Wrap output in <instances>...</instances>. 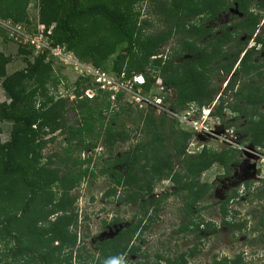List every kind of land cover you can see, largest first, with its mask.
I'll list each match as a JSON object with an SVG mask.
<instances>
[{
    "label": "trees",
    "instance_id": "obj_1",
    "mask_svg": "<svg viewBox=\"0 0 264 264\" xmlns=\"http://www.w3.org/2000/svg\"><path fill=\"white\" fill-rule=\"evenodd\" d=\"M144 1H149V7L153 5L159 25L154 32L147 29L153 26L151 19L148 18L150 22L148 19L140 21L138 5ZM38 2L39 21L47 30L51 29V46L90 61L95 68L106 69L119 80L143 74L145 84L134 85L136 90L142 89L143 95L150 93L157 77H161L163 84L175 91L173 98L165 91L163 100L168 103V110L176 114L210 105L221 88L220 83L214 85L216 79L234 71L235 76L212 115L223 121L228 108L238 116H247L245 127L229 122L225 126L236 125L237 133H248L243 144L264 149V62L257 60L264 52V0ZM235 2L242 16L238 22L221 26L219 34L206 26L207 21L235 7ZM29 4L30 0H0V20L32 24ZM2 30L0 26V36ZM254 36L253 46L247 48ZM171 40L175 45L166 60L152 58ZM19 49L26 56V67L12 74L7 72L11 58L0 51V85L9 98L0 101V264H104L109 258L123 255L128 245L121 243L123 234L134 236L143 219L105 241L101 257L94 262L91 261L94 256L85 247L74 251L78 233L71 232V228L77 226L78 214L73 191L85 178H96L99 172H104L103 165L101 171L87 166L93 162L92 155L87 159L83 157V153L96 149L100 141L114 156L110 173L115 176V182L125 188L117 199L119 203L138 204L144 216L152 205L157 214L173 192H164L158 200L153 192L158 183L168 180L177 186L174 192L187 200L183 208L189 222L182 225L181 231L218 232L211 221L190 219L191 211H199L197 204L211 190L209 183L201 182L202 174L214 164L230 174V166L238 161L237 149L229 147L217 152L204 147L199 153L188 155L186 150L192 133L181 129L178 119L168 116L166 111L156 114L155 108H149L141 110L139 122L132 119L137 125L135 132L139 131L146 139H140L130 152L115 156L113 151L119 142L134 138L133 132L124 128V122L119 129L111 124L120 116L123 120L135 112L136 108L121 104L122 91L117 92L114 99L120 110H114L105 127V112L112 104L110 92L97 88L93 98L84 97L81 86L90 81L80 75L73 85L75 98L67 108V97L51 91V87L57 88L63 80L62 68L55 65L49 51L29 59L32 51L24 46ZM111 57L114 58L109 62ZM230 91L232 103L224 100V95ZM68 110L75 115V123L68 122ZM167 120L171 121L169 127ZM4 123L11 124L7 140L1 137ZM57 131L65 137V147L44 155L43 150L55 140ZM119 165H123L121 170L117 168ZM245 186L249 190V183ZM231 192L220 204L221 224L229 231H241L247 221L229 219V204L238 196L236 190ZM53 216L56 217L51 220ZM147 217L149 220L159 218L152 214ZM120 221V218L114 219L115 223ZM261 224L264 226V220ZM195 253L196 247H192L174 258L158 255V259L166 264H185L186 258ZM219 264H245L244 256L242 253L232 258L225 256Z\"/></svg>",
    "mask_w": 264,
    "mask_h": 264
},
{
    "label": "rangeland",
    "instance_id": "obj_2",
    "mask_svg": "<svg viewBox=\"0 0 264 264\" xmlns=\"http://www.w3.org/2000/svg\"><path fill=\"white\" fill-rule=\"evenodd\" d=\"M149 1H144L141 5H138V8L141 11L140 21L143 19H151L153 26H149L147 28L149 31L154 32L159 25L156 21V16L154 14L153 5L149 7ZM149 8V10H148ZM39 14V2L38 0H30V4L28 7V16L32 22L30 25H25L23 23L22 27L25 30V37L21 34L14 33L15 31H11V26H3V30L1 31L0 36V51H2L7 57L11 58V61L7 65L8 74H12L20 69L26 67V63L24 61L25 55L20 52L19 46H24L26 50H31L32 53L28 56L29 59H33L34 55L38 54V49H36V45L33 44V41H30L28 35L35 33L37 31L38 26V16ZM238 17V18H237ZM242 16L239 15L237 9L232 7L230 11H226L214 18L213 20L207 21L205 24L207 27H211L215 29L216 33H220V27L230 22L237 21ZM148 19V21H149ZM150 22V21H149ZM14 26V25H13ZM260 29V27H259ZM23 31V30H21ZM254 38H251L247 43V48L253 46ZM245 39V37H243ZM31 42V43H29ZM27 43V44H26ZM172 45H175V41L171 40L168 43L162 45L159 50H168ZM171 48V49H172ZM35 51L33 52V50ZM55 60V65L62 68L61 78L63 82H61L57 88L51 87V91L57 96H65L67 97V108H69L72 104L71 102L75 98V92L73 91V85L77 78L82 75L88 77L89 83L81 86V90L84 88L85 93L83 92L84 97H91L96 93L98 86L103 84L102 86H106L105 90L111 91L113 93V89H119L123 93V97L121 99V104L125 107H134L136 109L132 115H127L122 120V116L119 117L118 121L111 122V124L117 129L120 128V123L124 122L126 130H131L133 132L132 136L134 138L129 141L119 142L115 146V150L113 151L115 156H120L122 153L132 150V146L135 145L140 139L145 140L146 136H143L139 131L135 132L137 129V125L132 122V119H136L139 122L141 110L155 108L156 114H161V111L168 112V103L165 102L164 95L166 94L165 89H161L160 87H152L151 92L146 95L147 98L142 97L136 92L135 87H133L132 82H125V80H119L115 77L113 73H110L106 69H97L95 68L90 61L80 59L74 56L72 53H66L64 50L62 52L58 51L55 53V56L52 55ZM114 57L109 59V62L113 60ZM257 60L261 63L264 62V53H260L257 57ZM179 61V60H178ZM235 76V73H234ZM64 77L66 80H64ZM217 78L214 82V85L220 83L221 88L218 92V95L215 97V102L219 101L218 98L222 89L224 88L223 84L227 79ZM66 83L68 84L66 86ZM111 83H117L124 88H121L119 85L116 87ZM253 83V82H251ZM156 85V84H155ZM223 86V87H222ZM94 87V88H93ZM103 90V91H105ZM116 91V90H115ZM110 92V100L112 101L111 109L107 114V119H105V127L108 122H110V117L115 112L118 111L119 108H116L118 104L114 101V94ZM154 93L157 94L156 97ZM234 93V91L232 92ZM175 91L169 93L170 98H173ZM233 95V94H232ZM87 96V97H88ZM230 96V100H231ZM226 100H228L225 97ZM9 100L8 95L3 90L0 85V101ZM157 101H162V104H157ZM230 100L228 102H230ZM232 103V102H231ZM216 108V107H215ZM126 111V110H124ZM171 111V110H170ZM125 113V112H123ZM171 113V112H169ZM204 114V116H203ZM126 115V114H124ZM207 117V113L201 114L192 113L186 117H179V126L181 129L190 131L192 133V137L190 139L188 149V155H194L199 153L204 147H209L211 149L216 150L217 152H221L226 146L233 145L235 147L238 146L241 142H243L247 137L248 133H243L241 135L235 134L236 139L235 143H231L230 133L227 134L226 123H234L238 124L239 127H245L248 121L247 116L236 117L235 113H232L228 108L224 111L222 119L218 116L216 117H208V120L204 127L207 129L200 130V126L202 125L203 118ZM67 120L69 123H75L76 117L75 115L68 110L67 112ZM238 121V123H237ZM142 123V121H141ZM197 124L195 128H191L189 124ZM246 123V124H245ZM168 127L171 124L170 120H167ZM245 124V125H244ZM193 125V124H192ZM4 132L1 135L3 140H7L9 138V133L11 129V124L4 123ZM104 127V128H105ZM236 125L233 127L234 130ZM231 130V129H230ZM137 133L136 137L134 136ZM223 133L222 135H219ZM56 142L51 143L50 148L45 153H51L53 150L57 148L64 147L61 143L64 141V136L61 134H57ZM89 138H92L91 136ZM239 141V143H238ZM99 147H103V143L101 141L98 143ZM253 147V148H251ZM107 150L104 148L100 153L103 154L104 157H107ZM129 151V152H130ZM89 153L85 152L83 155L86 157ZM100 154H96V158L100 157ZM46 155V154H44ZM241 156L243 159H241ZM103 157V156H102ZM94 162L92 166H97L100 168L101 159ZM110 158V157H109ZM108 158V159H109ZM113 158V157H111ZM238 162L234 163L230 166V174H226L225 169L218 164H214L209 170L205 171L201 176L202 183H209L211 185V190L209 193L197 204L199 207L198 212L191 211L190 219L195 218V221H199L202 218L205 222H213L216 225L217 233H207L203 235L202 232H182L181 234H176L174 231L176 229H180L182 225L188 224L189 220H185L183 215L180 213V209L183 208L185 198L179 197L178 195H174L168 198L167 202L160 206L159 211L152 214V217L158 215L159 218H154L149 220L147 216L152 213L153 206H148L147 214L144 216V211H141L139 205L135 204H123L119 203L116 199L120 194L124 193V188L116 189L115 194L108 195V197L102 198V193L105 192V196L107 193L108 180L110 184V179L102 175L96 179L92 184L90 182V177L82 180L80 185L75 189V192L79 195L78 199V209L79 216L77 226L73 225L71 228V232H77L78 241L74 247L75 249L79 247H85V250L93 255V252H96L95 249L97 247V241H101V239L109 238L113 236L117 229L121 226L120 224H116L117 226H111L113 224V220L115 217L121 219V224L127 226L128 224L136 223L137 220L143 219L144 223L142 226L145 227L143 233L140 235L143 238H146L147 243H144V246L147 248V252L144 255H148V260L152 262H157V255H163L168 257L177 256L179 253L187 249L188 247H196V253L193 257L188 259L187 264H219V260L223 257L232 258L236 255V253H242L244 256L245 264H264V242L262 238L264 237V226L261 224V220H264V149L252 146L251 144H243L241 152L238 151ZM95 160V158H94ZM100 161V163H98ZM181 161V160H180ZM98 163V164H97ZM118 169H122L123 165L117 166ZM249 183V190L246 188L245 184ZM113 183L111 182L110 185ZM109 185V186H110ZM112 187V186H111ZM172 191L173 187L167 180L161 181L156 185V188L153 194H156L158 197L166 191ZM237 191V198H235L229 204L230 210V220H234L236 222L247 221L246 227L243 230H235L229 231L225 227L222 226V217L220 213V204L223 199L226 198L227 195H230L233 191ZM92 195H95L92 198ZM149 197L151 196L148 195ZM147 198V196L145 197ZM93 209L100 211H93ZM154 210V209H153ZM158 210V209H157ZM232 213V214H231ZM61 214V213H59ZM56 216H53L51 220H54ZM142 217V218H141ZM112 223V224H111ZM146 225V226H144ZM192 226V225H191ZM190 226V227H191ZM204 227V226H201ZM193 228V226L191 227ZM203 229V228H202ZM107 230L106 233L102 231ZM112 232L110 233V231ZM102 232V233H101ZM94 236V237H93ZM198 236H201L199 238ZM204 236V237H202ZM157 243H163V246H159V249L153 250L150 246ZM96 242V245H95ZM164 247V248H163ZM1 254V252H0ZM94 256H97L96 254ZM96 259L92 258V262ZM158 264H163L162 262Z\"/></svg>",
    "mask_w": 264,
    "mask_h": 264
},
{
    "label": "clouds",
    "instance_id": "obj_3",
    "mask_svg": "<svg viewBox=\"0 0 264 264\" xmlns=\"http://www.w3.org/2000/svg\"><path fill=\"white\" fill-rule=\"evenodd\" d=\"M11 26V27H17V26H19V27H21V30H23L24 32H25V30L23 29V27H22V24H13L11 21H5V20H0V26L1 27H3V26ZM14 25V26H13ZM41 25H43V24H41L40 23V21H39V18H38V23H37V26H38V28H39V26H41ZM44 26V25H43ZM45 27V26H44ZM11 30V29H10ZM49 30H51V29H49ZM49 30H47L46 28H45V32H47V31H49ZM12 31V30H11ZM37 31H38V29H37ZM37 31H34L35 33L37 32ZM16 33V32H15ZM32 34H34V33H32ZM31 34V35H32ZM51 34V33H50ZM50 36V35H49ZM23 37V36H22ZM25 37V36H24ZM30 43V42H29ZM27 44V43H26ZM33 45V44H32ZM172 45H171V47L166 51V50H161L160 52H159V55H157V56H153L152 58H162V59H164V60H166L167 58H168V56H169V54H171V52H172ZM35 51V49L33 50V52ZM49 51V50H48ZM40 53H42V52H38V54H40ZM49 53H50V51H49ZM38 54H36V55H38ZM51 55V54H50ZM243 55V52L240 54V57ZM54 56V55H53ZM227 75H228V81L226 82V80L225 79H227ZM226 75V77H225V82L224 83H222L223 84V86H224V84H225V86H224V88L222 89V91H221V93H220V96H219V98L222 96V94H223V92H224V90H225V88L227 87V85H228V83L230 82V80L232 79V77L234 76V71H232V72H229L228 74ZM139 79V80H138ZM128 81H130V82H132V84H133V87H134V85L135 84H138V85H144L145 84V76L143 75V74H134L133 76H132V78L131 79H129V80H125V82H128ZM156 84V85H155ZM102 85L103 84H101L100 86H98L100 89H102V91L103 90H105V88H103L102 87ZM222 86V87H223ZM153 87H160L161 89H165V91H169V93L170 92H172V90L173 89H171L170 87H166L164 84H163V80H162V78L161 77H157V79H156V81L154 82V85H153ZM85 88H87V90L85 91V89L83 88L82 89V91L83 92H87L88 91V87H85ZM236 89V88H235ZM108 90V88L104 91V92H109V91H107ZM136 90V89H135ZM120 91V90H119ZM119 91H115L114 89H113V93L112 94H114L115 96H116V93L117 92H119ZM138 91V94L139 95H141L142 97H144V98H147L146 97V95L147 94H149V93H147V94H145V95H143L142 94V89L141 88H138L137 90H136V92ZM234 93H235V90H234ZM87 94V93H86ZM86 94H83V95H86ZM94 95H95V93H93ZM94 95H92L91 97H89L88 95V97L89 98H93L94 97ZM115 96H113L114 97V99H115ZM157 96V94L154 96V97H156ZM230 96H232V94H231V91L230 92H228L226 95H224V100H226L225 99V97L228 99L227 100V102L230 100L229 98H230ZM219 98H218V100H219ZM232 98L233 97H231V100H230V102H232ZM229 102V103H230ZM156 103L157 104H162V101H157L156 100ZM219 104V101L217 102V105ZM216 105V102H215V99H214V101L210 104V105H206V106H202L201 108L200 107H195L193 110H187V111H184L183 112V114H176V113H174V112H172V111H168L167 113V115L168 116H171V117H173V118H179L180 116L181 117H186V116H188V115H190V112L192 111V113H199V111L201 112V114H202V112L203 113H207V117H202L203 119V122H202V124L203 125H205L206 124V122H207V120H208V117L209 116H211V117H215V116H213L212 115V113H213V110L215 109V107L217 106ZM162 113H163V111H161ZM165 112V111H164ZM169 112H171V113H169ZM203 116H204V114H203ZM199 124V123H198ZM189 125H191V128H195V127H193V125L190 123ZM226 129H227V134L228 133H230V131H232L231 133L232 134H234V138H233V135L230 137L231 138V143H235L234 142V140L237 138L236 137V131H235V129L234 130H232V127H226ZM231 129V130H230ZM61 134L59 131H57L56 133H54V136H55V140L53 141V142H49V144H48V146L43 150V154H46V155H50V154H53V153H55V152H57V151H62V149L65 147V138H64V141L61 143V145H63L64 147H62V148H57V149H55V150H53V152H51V153H45L46 151H48V149L50 148V145H51V143H54V142H56V139H57V134ZM223 133H220L219 135H222ZM49 138L50 137H48L47 139L49 140ZM242 145H243V143H240V144H238V146L237 147H235V146H233V145H230V146H226V148H229V147H233V148H235V149H237L239 152H241V149H242ZM104 148H106L105 146H103L102 148L101 147H99V146H97V148L96 149H94V150H90V151H88L87 153H89L85 158L87 159L88 158V156H93V161L94 162H96V161H98L99 160V158H101L102 156V158L103 159H101L100 161H101V166H100V168H98L97 166H95V167H93L92 165L93 164H95V163H93V162H91L90 164H87V166L89 165L90 166V168L92 169V170H94V169H96V171H101V168H102V165H103V170H104V172H99V175H104V174H106L105 176H107L109 179H110V183H111V181H112V185H110V188H109V190L107 191V193H106V195H112V194H110V193H112V191H114V190H116V189H118V188H120V189H122L123 187L121 186V185H118L116 182H115V176L113 175V174H111L110 173V169H109V166H110V164L111 163H113V161H114V156H111L109 153H107V155H109V156H107V157H104V155L103 154H100V153H102L101 151L104 149ZM107 149V148H106ZM105 151H107L108 152V149L107 150H105ZM186 153H190L189 152V149L187 148V150H186ZM84 154V153H83ZM96 154H100V157L99 158H96ZM83 157H84V155H83ZM110 157V158H109ZM111 157H113V158H111ZM94 158H95V160H94ZM109 158V159H108ZM241 159H243L242 158V156H241ZM100 161L98 162V163H100ZM97 163V164H98ZM91 177V176H90ZM109 181V180H108ZM167 182L169 183V181L167 180ZM170 185H172L171 183H170ZM112 186V187H111ZM75 189H77V188H75ZM75 189H74V191H73V193H74V195L76 196V198H77V200H76V203H75V206H76V209H75V211H76V213L77 214H79V209H78V199H79V195L75 192ZM118 199V198H117ZM116 199V200H117ZM154 209V210H153ZM155 211H156V209H155V206L152 208V213L151 214H153V213H155ZM78 217H80L79 215H78ZM221 217H222V215H221ZM115 218H118V217H115ZM114 218V219H115ZM114 221V220H113ZM202 226H204V225H202ZM203 228V227H202ZM78 249V248H77ZM77 249H75V251H77ZM104 264H125V262H124V258H123V256H120V257H113V258H109V259H107L105 262H104Z\"/></svg>",
    "mask_w": 264,
    "mask_h": 264
},
{
    "label": "flooded vegetation",
    "instance_id": "obj_4",
    "mask_svg": "<svg viewBox=\"0 0 264 264\" xmlns=\"http://www.w3.org/2000/svg\"><path fill=\"white\" fill-rule=\"evenodd\" d=\"M234 1V0H233ZM235 9H236V2H235ZM238 11V10H237ZM239 15H240V13H239ZM262 53H264V52H262ZM262 78L264 79V74H263V76H262ZM262 79V80H263ZM238 87H239V82L237 83V85H236V89L235 90H237L238 89ZM235 116L236 117H239L238 115H237V113L235 112ZM244 115H240V117H243ZM237 123H238V121H237ZM236 134H238V135H240L239 133H237L236 132ZM238 143H239V141H238ZM242 143V142H241ZM244 144H250V143H244ZM252 145V144H251ZM253 146V145H252ZM251 148H253V147H251ZM238 162V161H237ZM236 162V163H237ZM104 175H106V174H104ZM100 176H102V175H98L96 178H94V177H90V182L92 183V184H95L94 182L96 181V179L97 178H99ZM87 178H89V177H87ZM112 182V181H111ZM108 183V186H107V190H109V188H110V184H109V181L107 182ZM172 187H173V190L172 191H169V192H173L169 197H171V196H174V195H178L177 193H175L174 192V190L177 188V186H175L174 184H172ZM118 189H120V188H118ZM125 189V188H124ZM123 189V190H124ZM125 191V190H124ZM168 191V190H167ZM105 192L106 191H104L103 193H102V198H104V197H108V195H106L105 196ZM115 192V190L114 191H112V194H115L114 193ZM154 196H155V198H156V200H158L160 197H158L156 194H153ZM152 195V196H153ZM152 196H150V198L152 197ZM162 196V195H161ZM179 196V195H178ZM95 197V195H92V198H94ZM119 197H121V194H120V196H118L117 198H119ZM180 197V196H179ZM123 204H125V203H123ZM125 205H127V204H125ZM154 207V206H153ZM198 209H199V207H198ZM101 210V209H100ZM100 210H96V209H93V211H100ZM181 211H180V213L183 215L182 217H184V219L186 220L187 219V212L185 211V209L184 208H182V209H180ZM194 212H197L195 209H194ZM142 218V217H141ZM140 220V219H139ZM139 220H137V221H139ZM137 223V222H136ZM112 224V223H111ZM116 224H120V228L119 229H117V232L113 235V236H111V237H109V238H104V239H101V241H97V247H96V249H95V251L96 252H93V255L92 256H94L95 254L97 255V256H94V258L96 257V259L95 260H98V258H100L101 257V255H102V249H103V246H104V243H105V241H107V240H111V239H113L115 236H117L118 234H119V232L120 231H123V230H127L128 228H129V226H132L133 224H135V223H132V224H128L127 226H124V225H122L121 224V222H114L113 221V224L111 225V226H117ZM138 224V223H137ZM144 226H146V225H144ZM144 228L145 227H143L142 226V223H141V225H139V228H138V230H137V232L135 233V235L134 236H132L131 238L130 237H127V234H123L124 236H123V239L121 240V243L123 244V245H125V244H128L127 245V248L125 249V252L123 253V258H124V262H125V264H158V263H160V262H162L163 264H166V262L165 261H163V260H161V259H158V255H157V258H156V261L157 262H152L151 260L149 261L148 260V255H144L145 253H142V252H147L148 250H147V248H146V246H144V243H147V240H146V238H143L142 236H140L142 233H143V231H144ZM204 228V227H203ZM103 233H106L107 232V230H104V231H102ZM101 232V233H102ZM112 232V230L110 231V233ZM176 234H181L182 232H184V231H181V228L180 229H176L175 231H174ZM204 232V233H203ZM188 233V232H187ZM202 233H203V235H206V232L205 231H202ZM94 237V236H93ZM199 238H201V236H198ZM202 237H204V236H202ZM154 242V241H153ZM155 244H153V245H151L150 244V246L153 248V250H157V249H159V246H163V243L161 242V243H157V242H154ZM95 245H96V242H95ZM159 245V246H158ZM164 248V247H163ZM191 247H188L187 249H185L184 251H182V252H187V251H189V249H190ZM181 252V253H182ZM180 254V253H179ZM178 254V255H179ZM239 253H236V255H238ZM177 255V256H178ZM163 258H168V256H163V255H161ZM175 257V256H174ZM174 257H172V258H174ZM190 257L191 256H188L187 258H186V261L188 262V259H190ZM221 260V259H220ZM219 260V261H220ZM218 261V262H219ZM185 264H187V263H185Z\"/></svg>",
    "mask_w": 264,
    "mask_h": 264
},
{
    "label": "built area",
    "instance_id": "obj_5",
    "mask_svg": "<svg viewBox=\"0 0 264 264\" xmlns=\"http://www.w3.org/2000/svg\"><path fill=\"white\" fill-rule=\"evenodd\" d=\"M10 29L12 31H15L18 34H21L22 36H25L24 31H21V27H19V26L10 27ZM50 33H51L50 30L45 32V27L43 25H41V26H39L38 31L36 33L30 35V37L28 35V38L30 39V41H33V44L36 45V49H38V52H44L45 50H49L50 54L55 56L56 52H58V51L62 52L63 49L59 48V47L51 46L50 38H49ZM26 38H27V36H25V39ZM128 82H130V81H128ZM111 84H113V86H115V87L117 85H119L121 88H124V86L117 84V83H111ZM102 87L105 88L106 86H102ZM115 90L119 91L118 88L117 89L115 88ZM192 124H193V127H196L198 125V123L197 124L192 123ZM200 128H201L200 130H204L205 132L207 131V129L204 127L203 124L200 126Z\"/></svg>",
    "mask_w": 264,
    "mask_h": 264
},
{
    "label": "bare ground",
    "instance_id": "obj_6",
    "mask_svg": "<svg viewBox=\"0 0 264 264\" xmlns=\"http://www.w3.org/2000/svg\"><path fill=\"white\" fill-rule=\"evenodd\" d=\"M202 117V116H201Z\"/></svg>",
    "mask_w": 264,
    "mask_h": 264
}]
</instances>
